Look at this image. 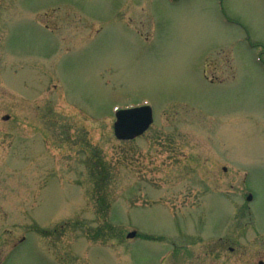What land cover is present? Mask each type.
Masks as SVG:
<instances>
[{
  "label": "rangeland",
  "instance_id": "obj_1",
  "mask_svg": "<svg viewBox=\"0 0 264 264\" xmlns=\"http://www.w3.org/2000/svg\"><path fill=\"white\" fill-rule=\"evenodd\" d=\"M263 50L264 0H0V264H258Z\"/></svg>",
  "mask_w": 264,
  "mask_h": 264
},
{
  "label": "water",
  "instance_id": "obj_2",
  "mask_svg": "<svg viewBox=\"0 0 264 264\" xmlns=\"http://www.w3.org/2000/svg\"><path fill=\"white\" fill-rule=\"evenodd\" d=\"M115 116L114 132L116 138L121 141L133 140L143 135L154 121L153 110L150 106L121 109L116 112ZM135 236L136 232L128 234V238Z\"/></svg>",
  "mask_w": 264,
  "mask_h": 264
},
{
  "label": "flooded vegetation",
  "instance_id": "obj_3",
  "mask_svg": "<svg viewBox=\"0 0 264 264\" xmlns=\"http://www.w3.org/2000/svg\"><path fill=\"white\" fill-rule=\"evenodd\" d=\"M264 56V50H263V52H261V53H259L258 54V64H259V66L261 67V69L264 71V60L262 59V57ZM212 149H213V151H215L216 153H217V155H219V152H218V150L214 147V146H212ZM221 160V159H220ZM219 160V161H220ZM222 162V161H221ZM221 168H222V171L223 172H227L228 171V167H227V165L226 164H223L222 166H221ZM211 186V188H212V185H210ZM212 192H213V194H217V192L214 190V188H213V190H212ZM248 192V191H247ZM248 195H250L249 194V192H248V194H247V196ZM246 196V197H247ZM221 197H223L224 199H225V201H227V196L225 195V194H223ZM228 202V201H227ZM249 219H250V217H249ZM218 234H216V233H214V236H215V238L216 237H218L219 239L218 240H224L225 238V236H217ZM217 240V241H218ZM230 248V250L232 251L233 250V248L232 247H229ZM213 264V263H212ZM258 264H264V259H261L260 261H259V263Z\"/></svg>",
  "mask_w": 264,
  "mask_h": 264
}]
</instances>
